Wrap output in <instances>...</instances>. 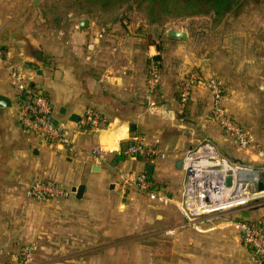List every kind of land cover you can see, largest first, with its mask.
I'll use <instances>...</instances> for the list:
<instances>
[{
  "label": "crops",
  "instance_id": "obj_1",
  "mask_svg": "<svg viewBox=\"0 0 264 264\" xmlns=\"http://www.w3.org/2000/svg\"><path fill=\"white\" fill-rule=\"evenodd\" d=\"M33 1L0 0V47L9 59L24 65L22 49L28 43L40 46L43 64H31L28 70L32 83L49 97L56 122L72 127L70 116H80L86 107H92L105 118L106 125L73 134L82 152L51 150L21 125L16 92L0 61V95L11 102L0 106V264H8L9 235L38 241L31 264H122L120 253L128 252L133 239L153 234L159 235L158 247L132 244L136 252L145 253V264H253L235 222L240 215L261 217L264 222V198L249 211L206 214L192 225L173 202L149 199L125 177L145 173L154 188L176 200L184 180L179 162L182 155L208 139L221 154L249 167L240 172L241 179L264 185V0L241 2L225 16L232 24L225 31L221 53L215 41L208 39L207 50L202 51V43L194 41L195 37L176 38L167 33L159 37L161 47L157 49L152 43L142 44V33L124 22L101 32L88 20L89 26L82 29L78 24L84 18L75 19L72 12L64 28L47 36L45 42L34 27L43 0ZM24 3L33 16L17 14ZM157 54L161 57L159 83L150 95L147 66L149 58ZM219 57L224 105L231 117L253 132L256 141L250 150L238 148L220 129L211 114V93L200 82L193 83L186 104L177 98L179 83L190 69L207 64L206 78H213L220 69ZM234 89L238 98L232 94ZM135 135L143 136L147 144L158 140L167 154L153 159L125 158L120 153L122 145ZM92 147H99L98 157L88 154ZM24 162L30 164V177L25 182L9 180V173ZM34 179L52 180L71 191L83 185V194L76 197L72 191L64 199H49L61 210L30 213L28 217L20 214L9 221V203H36L25 192ZM67 205L74 210H64ZM155 222L157 229L152 227ZM46 229V235L42 234ZM46 237L49 243L39 241ZM157 248L158 255L152 254ZM14 257L10 262H15Z\"/></svg>",
  "mask_w": 264,
  "mask_h": 264
},
{
  "label": "built area",
  "instance_id": "obj_2",
  "mask_svg": "<svg viewBox=\"0 0 264 264\" xmlns=\"http://www.w3.org/2000/svg\"><path fill=\"white\" fill-rule=\"evenodd\" d=\"M10 55L0 47V61L8 70L10 83L16 92L19 121L23 127L39 137L41 142L57 153L82 152L74 142L73 134L86 128L100 130L106 125L105 118L96 109L86 107L78 122L68 127L63 122H52L53 105L45 92L32 85V78L22 64L11 61ZM159 69L153 60L149 62L146 85L150 95L157 90ZM194 82H200L211 93V113L221 128L228 133L238 148L250 150L255 144V136L249 129L242 128L228 115L222 104V88L215 79H204L196 72L182 80L180 101L186 103ZM158 140L147 144L144 137L135 135L124 145L120 153L127 159H153L167 153L158 146ZM99 147H92L88 154L98 157ZM184 180L178 199L174 200L153 187V181L145 173L127 175L126 182L149 199L173 202L188 224H194L198 217L215 212L243 209L252 200L264 198V189L259 190L257 181L241 179L239 174L249 167L230 160L220 153L214 143L205 139L188 148L182 155ZM230 183H227V178ZM26 195L33 200L66 197L71 192L58 182L47 179H34L26 188ZM258 201V202H259ZM242 242L251 253L253 264H264V222L261 217L238 219L235 222ZM35 244L26 245L21 250L24 261L30 259Z\"/></svg>",
  "mask_w": 264,
  "mask_h": 264
},
{
  "label": "rangeland",
  "instance_id": "obj_3",
  "mask_svg": "<svg viewBox=\"0 0 264 264\" xmlns=\"http://www.w3.org/2000/svg\"><path fill=\"white\" fill-rule=\"evenodd\" d=\"M75 1L76 0H43L41 2L40 9H39V11L41 12L40 13L41 17L40 18L35 17L36 18L35 21L37 22L34 23V27L36 31L39 32V35L43 37L45 42H46L47 36L52 37L54 36L53 34L55 32L64 28V25L66 24L65 22L69 18L68 15L70 12H72L73 16H75V19L84 18V19L90 20L93 23H95L96 26L99 27L101 32L111 29L115 23H118V22L128 23L131 26L135 27L136 33H139V32L142 33L143 35L141 37L143 39L141 41L142 44L153 43L155 46H158L160 48L161 41L159 40V37H163L166 33V29L170 27V28H174L180 31H184L186 35H189L190 37H195L196 39L194 41L196 42L199 41V43H202L200 44L202 51L207 50L208 39L209 41H215V44L218 46L217 48L218 50H220V53H221V50L223 49L222 39L224 37V34L226 33L225 31H227V29L232 24L229 22L230 20H228V18L227 19L225 18V16L228 15L230 12L226 13L222 17H218L217 15H214L212 13L200 14V15H188V16H182V15L174 16L168 13L165 15H161L160 17H157L154 20H152L147 14V7H146L147 4L144 3L143 5H137L135 0H127L124 3L112 2L109 6H102L100 3H93V4H86L84 5V7L79 6L80 4L76 3ZM239 1L244 2V3L262 2L261 0H239ZM72 3H74L75 5ZM71 4L72 6H70ZM22 9L23 11L17 12V14L21 15L22 17L23 16L31 17L34 15V12L33 13L29 12V6L27 4L24 3ZM88 9H89V12H87ZM139 26H141L143 29L141 30ZM11 61L14 63H17L13 60ZM217 63L220 64L218 65L219 67L217 66V69L219 68L220 69H219V72H217V75L215 76L212 75L213 76L212 79H215L219 83V86L222 88V95H223L222 104L225 107L224 97L226 95V91L223 90L224 86L222 82V78L224 77L223 71L221 69L222 68V57L218 58ZM148 68H149V62L147 66V71H148ZM206 69H207V64H205V66L199 65L197 67H193L192 69L188 71L187 75L184 76L182 80H184L185 78H188L192 72H196L204 79V83H206V81L209 79V78H206V77H209L206 73ZM27 72L30 76H32L29 70H27ZM159 73H160V70H159ZM238 78H236V80H238ZM232 94L234 96L237 95L235 98H238L237 89H234ZM227 115L234 122H236L239 126H241L242 128H245L239 123L238 119L231 117L229 115V112H227ZM219 127L222 131H224L220 125ZM29 167H30V164L29 163L26 164L25 162L22 165H18V167L14 168L15 171H13L12 173L11 172L9 173V180L16 179L15 181L21 182L23 180V182H25L30 177ZM66 188L70 190L68 187ZM70 195H72V191L69 193L68 196ZM66 197H63V198L61 197V198L64 199ZM56 198L60 199L59 197H56ZM29 199L31 202H36V203L26 204V205L20 204V203L16 204L15 202L11 204L9 203V205L7 206L9 221L11 219L18 218L20 214H22L23 216L26 215V217H28L27 215L30 213L32 214L33 213H46L47 211H51L54 209L61 210V208H58L50 204L49 199H44V200H33L31 198ZM258 201L256 200L250 201L248 205H246L243 208V210L249 211L251 208L255 207ZM63 209L64 210L68 209V211H71V210H74V207L67 205V206H64ZM156 213H159V212L156 211ZM240 218L244 219V216L240 215L239 219ZM154 226H152L153 229L154 228L157 229L159 227V224L155 222ZM47 231L48 230L46 229L45 231L42 232V234L43 233L45 234V232L47 233ZM137 233H141V232H137ZM7 239H8L7 240L8 244L6 247L8 249V252L6 254L8 255V258H9L7 260L8 264H15V262L17 261L19 262L18 264H31L33 262L34 255L38 249L37 245H39L38 241L36 240L21 241L17 239L16 237H14V235H9ZM39 241L41 243L46 244V243H49L50 239L49 237H46L44 239V242L42 239H39ZM140 243L141 244L148 243V244L158 247L160 243L159 235L158 234H153L151 236L146 235L145 237L143 236V237H138V239H133L129 243L130 245L127 248L128 252L120 253L122 264H124L125 260L127 261L126 264H145V259H144L145 253L140 252V251L136 252V250H134L135 245L140 244ZM30 244H35L36 249L33 251L30 259L27 261H24L21 255V250L23 247H25L26 245H30ZM132 244H135V245H132ZM152 254L158 255V248ZM13 255L16 256L14 257L16 258V260L15 262H10L12 260L11 256ZM147 255H149V253ZM134 257H136V260L133 262Z\"/></svg>",
  "mask_w": 264,
  "mask_h": 264
},
{
  "label": "trees",
  "instance_id": "obj_4",
  "mask_svg": "<svg viewBox=\"0 0 264 264\" xmlns=\"http://www.w3.org/2000/svg\"><path fill=\"white\" fill-rule=\"evenodd\" d=\"M125 1L127 0H76L75 2L80 4L79 6L84 7V5L86 4L100 3L102 6H109L112 2L124 3ZM135 1L137 5H143L144 3L147 4L146 5L147 14L152 20H154L157 17H160L161 15H165L168 13L174 16H178V15L188 16V15H200V14L212 13L214 15H217L218 17H222L226 13L230 12L235 5L241 3V1L239 0H135ZM72 4L70 6H72ZM87 12H89V9L87 10ZM156 48L159 49L158 46H156ZM151 60L155 62L156 67L160 70L161 67L160 55L157 54L153 57H150L149 62ZM31 84L35 86V84L33 83ZM181 85H182V81L179 83L178 86V97H177L178 99H180ZM127 143H123L122 146L126 145ZM153 187H155L154 182H153Z\"/></svg>",
  "mask_w": 264,
  "mask_h": 264
},
{
  "label": "water",
  "instance_id": "obj_5",
  "mask_svg": "<svg viewBox=\"0 0 264 264\" xmlns=\"http://www.w3.org/2000/svg\"><path fill=\"white\" fill-rule=\"evenodd\" d=\"M33 2L37 3L38 0H34ZM78 26L82 29L86 28L89 26V21L87 19H82L79 21ZM166 33H167V35L172 36V37H176V38H185L187 36L184 31H180V30H177L174 28H169ZM20 55L22 58H25V60H26L23 66L27 70L30 68L31 64L41 66L43 64V61H44L43 52H42V49L40 48V46L32 45L31 43H28L27 47H25V49L24 48L22 49V52ZM38 72H39V70H38ZM40 74H41V71H40ZM10 105H11V102L8 99V97L0 95V106H10ZM70 120L72 122L76 123L79 120V116L72 114L70 116ZM52 122L54 124H56V121L53 118H52ZM179 162H180V164H182V160H180ZM227 183L228 184L230 183L229 177L227 178ZM257 184H258L259 190L264 189V185L262 182H258ZM83 190H84L83 185H79L77 187L72 188V191L75 192L76 197H81L83 194ZM119 193L121 195L125 196V193H122V192H119Z\"/></svg>",
  "mask_w": 264,
  "mask_h": 264
}]
</instances>
